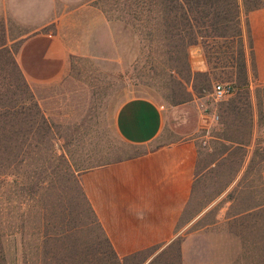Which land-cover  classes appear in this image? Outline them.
I'll list each match as a JSON object with an SVG mask.
<instances>
[{
	"label": "rangeland",
	"instance_id": "374dc122",
	"mask_svg": "<svg viewBox=\"0 0 264 264\" xmlns=\"http://www.w3.org/2000/svg\"><path fill=\"white\" fill-rule=\"evenodd\" d=\"M110 6L111 0H0V46L4 45L0 72L12 71L6 64L9 60L2 58L4 49L18 64L22 43L37 34L56 36L68 54L64 74L53 82L33 85L21 72L44 117L52 123V132L38 164L30 162L23 169L11 165L8 172L15 177L0 179L6 264H42L43 250L55 255L58 249L62 256L69 250L76 254L74 261L67 259L68 264H90L98 260L97 251H107L76 184H69L72 191L66 199L75 217L70 223V228L75 226L72 234L63 242L56 243L52 237L48 242L41 240L45 219L59 222L66 208L60 199V187L66 184L63 164L50 158V146L57 155L72 160L77 179L91 169L144 152L123 143L113 125L117 107L133 97L153 101L165 115L154 146L193 141L196 171L191 200L179 218L173 243L141 253L126 264H149L153 259V264H264V120L258 126L255 90L260 83L254 66L248 65L255 119L252 141L243 152L232 149L219 158L223 148L213 136L221 122V103L243 101L246 96L235 88L233 96L214 102L210 94L214 85L238 86L232 77L237 67L213 70L215 66L208 65L199 45L188 49L186 64L178 57L182 47L177 40L164 36L161 41L157 35L147 38L124 22L110 20ZM238 48L230 45L225 58H237ZM260 112L264 116L263 105ZM25 172L33 176V207L22 190L28 184L24 183ZM49 203L52 206L46 208ZM21 215L27 219L23 226ZM63 244L68 248L65 253Z\"/></svg>",
	"mask_w": 264,
	"mask_h": 264
},
{
	"label": "trees",
	"instance_id": "16d2710c",
	"mask_svg": "<svg viewBox=\"0 0 264 264\" xmlns=\"http://www.w3.org/2000/svg\"><path fill=\"white\" fill-rule=\"evenodd\" d=\"M121 1L122 3L118 5V1L111 0L110 20L124 22L132 28L144 32L147 38H153L157 35V37L162 38L161 41L165 40L164 36H167L168 39L177 40L179 47H182V50L177 51L178 54H181L178 57L184 60V63L187 64L188 49L199 45L208 65L215 66L212 68L213 70L226 66L237 67L232 77L238 80V86H233V88L244 94L246 98H243V101L242 99H233L221 103V122L217 123L213 138L216 139L217 145L223 148V151L218 154L219 158H223L232 149L243 152L248 148L255 131L254 108L249 100L250 93L248 91V65L254 66L255 63L248 15L253 11L264 8V0ZM117 12L120 14L119 16H115ZM234 44L239 47L237 58L232 55V58L230 56L225 58L230 45ZM3 46L1 45L0 48ZM4 51L6 55H1L2 58L9 60L6 61V64L12 66V71L8 73L0 72V179L7 181L9 178L15 177L14 174L8 172L11 165H15L17 168L20 166V169H23L28 167V163L35 162L34 164H38L42 159L44 146L51 141L48 139V133L52 132V123L44 117L11 52L8 49H4ZM13 82L16 85H13ZM255 99L259 126L260 121L264 120V116L260 112V107L264 106V84H260L255 90ZM230 118L233 122L230 121ZM51 146L50 158L61 161L63 164L62 172L65 173V177L62 176V178L66 184L60 187V199L66 202L68 193L72 191L69 184L78 185L80 188L79 195L84 198L86 205H88V211L104 236L107 251H97L98 260L90 264H126L130 258L153 249L124 258H119L116 255L83 192L79 179L75 177L76 172L72 160L66 158L65 154L57 155L55 149H53V144ZM28 173L25 172L24 174V183L28 184H24L22 190L24 196L27 197V203H30L33 207L34 203L32 202L36 192L33 190V176ZM64 205L66 208L61 210V222L57 220L54 222L55 220L51 219L48 223L46 218L45 225L41 226L43 231L40 237L43 242H48L51 237L56 243L63 242L75 229V226L70 228V223L75 220V217H72L73 212L70 211L67 202ZM51 206L49 203L46 208ZM261 207L262 205L256 206L239 215ZM18 218H20L22 226L27 222L26 217H23V215ZM3 225L4 218H0L2 229ZM2 229L0 230V264H6V253L8 252L3 246L4 233L6 232ZM53 229L55 231L52 232ZM66 249L68 248L63 244L61 251L65 253ZM43 252L42 259L44 260L42 264H68L69 260L74 261L76 257V254L71 255V250L63 256L60 255L59 249L55 255L50 251L43 250ZM107 254L109 257H106ZM49 260H54V262L51 263ZM153 263L154 259L149 262V264Z\"/></svg>",
	"mask_w": 264,
	"mask_h": 264
},
{
	"label": "crops",
	"instance_id": "0c3cea01",
	"mask_svg": "<svg viewBox=\"0 0 264 264\" xmlns=\"http://www.w3.org/2000/svg\"><path fill=\"white\" fill-rule=\"evenodd\" d=\"M248 21L256 80L264 84V8L250 13ZM67 57L59 38L37 34L22 43L17 61L25 78L35 85L53 82L64 74ZM164 118L161 107L147 98L123 101L114 114L115 132L123 143L144 152L79 176L83 192L119 258L169 245L191 200L195 145L192 140H179L154 146L162 134ZM262 180L264 184V173Z\"/></svg>",
	"mask_w": 264,
	"mask_h": 264
},
{
	"label": "built area",
	"instance_id": "2783aa9c",
	"mask_svg": "<svg viewBox=\"0 0 264 264\" xmlns=\"http://www.w3.org/2000/svg\"><path fill=\"white\" fill-rule=\"evenodd\" d=\"M234 92L235 90L230 84L214 85L210 97L214 102H222L233 96Z\"/></svg>",
	"mask_w": 264,
	"mask_h": 264
}]
</instances>
